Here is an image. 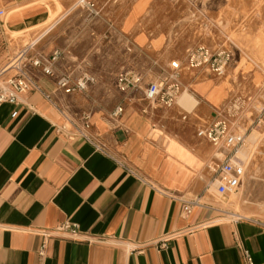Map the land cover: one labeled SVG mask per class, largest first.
Segmentation results:
<instances>
[{
  "label": "crops",
  "instance_id": "crops-1",
  "mask_svg": "<svg viewBox=\"0 0 264 264\" xmlns=\"http://www.w3.org/2000/svg\"><path fill=\"white\" fill-rule=\"evenodd\" d=\"M61 1L63 7L78 8L74 0ZM3 3L13 6L7 25L18 31L44 22L51 7L57 8L53 1L0 0V10ZM263 5L221 3L215 15L216 22L221 20L215 37L207 24L197 29L196 41L216 39L226 44L231 40L229 49L238 48L233 36L241 34L249 38L250 48L240 49L236 69L264 70L252 47L264 23ZM133 9L113 7L94 20L87 13L85 20L91 23L85 26V22L81 31L66 30L63 20L68 12L64 13L43 38L68 32L65 46L51 37L40 46L43 38L35 43L32 55L51 57L57 49L64 51L54 66L57 76L69 73L76 78L84 71L95 76L97 85H91V93L65 94L57 88L56 77L35 72L39 89L24 94L18 104L0 105V264H247L243 249L250 251L254 264H264V221L245 216L226 220L220 204L225 197L211 192L220 163L211 142L198 131L231 104L224 101L222 83L201 69L184 72L183 87L195 102L188 105L183 92L172 108H153L139 89H119L123 70L102 65L90 71L84 52L72 54L65 48L74 37L101 39L106 32L111 37L130 36L134 55L140 59L129 63V72L145 78L146 68L165 64L166 49L157 29H135L138 16ZM9 42L2 29L0 69L29 44L12 53L7 50ZM185 46L177 54L185 57ZM243 57L251 63L242 66ZM104 72L114 73V84L104 83ZM12 74L13 70L6 72L0 82ZM144 83L148 82L142 88ZM119 105L123 112L114 117ZM87 111L92 114L90 135L112 157L85 138L69 139L58 129L68 125L67 119L79 125ZM196 197L202 205L183 216L180 199ZM64 222L78 225L81 238L54 232ZM44 231L51 235L46 237ZM161 241L167 247H161Z\"/></svg>",
  "mask_w": 264,
  "mask_h": 264
},
{
  "label": "rangeland",
  "instance_id": "rangeland-1",
  "mask_svg": "<svg viewBox=\"0 0 264 264\" xmlns=\"http://www.w3.org/2000/svg\"><path fill=\"white\" fill-rule=\"evenodd\" d=\"M50 1L56 3L57 8L51 7L50 16L44 22L26 31H18L7 25L9 17L13 14H11L13 6H11L10 3H3L5 14L0 16V31L3 29L10 37V48L7 49L6 47L7 50L15 53L19 48L28 43L38 42L43 38L46 30L52 25V22L59 19L67 12L68 13L64 16L66 18L63 20V26L66 30L81 28V31L84 29L83 24L85 22V26L91 23L85 20L87 12L84 13L79 6L76 9L71 8L72 6L67 8L61 5V0H37L38 3H50ZM93 1L99 5L103 13L110 11L113 7H119V10H123L125 5H128L129 10L134 8L133 11L138 16L134 23L135 29L138 30L142 27L144 29L149 27L153 32L154 29H157L156 34L159 33L162 35V46L166 49L165 64L160 65L155 63L153 66L151 65L146 68L144 72H146L147 75L144 78V82L152 81L157 75L164 72L172 60L180 59L184 62L186 59V52L185 57L177 54L181 49V45L188 44V46H185L186 51L187 49L195 48L199 45H206L213 50L230 48L229 45L231 40L226 44H224V41L222 42L216 39L196 41L199 35L197 29H205L207 24L209 28L213 29L212 34L215 37V31L220 27L221 22V20L216 22L215 15L216 12L221 10V3H264V0ZM72 3H79V0H74ZM261 11L264 16V5ZM259 32L260 35L256 37L257 40H254L252 47H255V59L259 61V66L264 68V23L260 24ZM67 33L62 35L61 32H59L55 37H51V34H49L39 42V46L44 44L49 37H51L50 40H54L55 44L59 46L64 44L65 46V43L69 40V35ZM94 37L95 36L89 37L88 35L78 38L74 37L71 40V44L68 43L65 47L67 51L72 50V54L79 50L84 52V64L90 71H94L95 68H99L102 65H111L114 68L123 70V73H126L129 71V63L136 64L138 59H140L134 55L135 45H133L130 36L127 38L117 34L111 37V35L106 32L101 39H95L96 37ZM243 37L245 36L234 34L233 40L238 41V48L232 47L229 49L234 53V56L227 67L226 73L222 77H217L206 69L201 68V70L204 71V74L209 75L208 77L222 83L226 90L224 101L231 103L229 107L234 105L231 108V113L239 114V117L235 120L238 122L242 131H247L245 146L239 150L240 157L245 161V175L238 191L231 193L228 197L220 201L221 208L224 210V218L230 220L233 216L241 215L259 218L264 221V70L258 72H241L239 69H236L238 65V52L242 48H250L248 45V47L246 46L250 41L249 38L243 39ZM128 47L132 49L128 50ZM129 56L132 57L131 60ZM247 63H251V61L243 57L241 61L242 66L247 65ZM184 72L186 73L187 70ZM242 74L244 76H242ZM102 75L104 83L114 84L116 79L114 73L104 72ZM250 79H256L255 83L250 84ZM93 85L96 86L97 83ZM144 86L145 83L143 88ZM138 89L140 93H142V90L140 88ZM111 91L113 93L114 89ZM88 93H91V90L84 94ZM118 93L120 95V92ZM68 127L74 130L69 124ZM255 143L257 144L256 147H254ZM212 187L211 192L216 193L215 186L213 185ZM216 194L219 195L218 193Z\"/></svg>",
  "mask_w": 264,
  "mask_h": 264
},
{
  "label": "built area",
  "instance_id": "built-area-1",
  "mask_svg": "<svg viewBox=\"0 0 264 264\" xmlns=\"http://www.w3.org/2000/svg\"><path fill=\"white\" fill-rule=\"evenodd\" d=\"M78 6L87 11V18L90 20L102 17V9L93 0H79ZM4 14L5 11L0 10V16ZM112 28V24H109V31ZM34 46L35 43H30L23 47L10 59L5 67L0 69V78L6 72L13 70V74L8 79L0 82V105L4 103L18 104L24 94L32 89H39L35 72H41L49 77H56L57 88L65 94L86 93L90 90L91 85L97 83V78L86 71L76 78H73L69 73L57 76L54 66L62 58L64 51L57 49L51 57L32 55L31 51ZM131 49L128 47V50ZM232 58L233 53L229 49L213 50L206 45H199L187 49L184 62L180 59L172 60L168 68L155 79L149 81L144 88H142L144 76L129 71L120 75L118 87L123 92L129 91V88L134 90L140 88L144 100L150 107L172 108L177 103L178 97L185 92L181 81V75L184 71L203 68L217 77H222L226 73ZM233 106L219 110L216 113L215 120L210 125L201 127L198 131V135L206 137L215 149V158L220 164L216 171L217 176L212 180L211 185L215 186L216 192L222 197H228L231 193L238 191L246 168L245 161L239 155V150L247 140V131H242L238 122H236L235 119L239 117V114L231 113ZM122 112L123 106L119 105L113 112V116L118 117ZM16 114V111L13 112V116H16ZM91 117V112L87 111L82 114L79 125L67 119L68 124L74 130H71L66 124L58 129L67 133L69 139L85 138L97 150L109 155L105 145L89 133L92 126ZM180 200L183 216L190 215L195 207L202 205L198 197L181 198ZM233 217H236V219L245 218L241 215ZM54 232L67 233L73 239L81 238L78 225L70 222L59 224ZM44 235L46 237L50 236L51 232L44 231ZM161 247H167L165 241H161ZM40 254H44V247L41 248ZM243 254L247 264H254L248 249H243Z\"/></svg>",
  "mask_w": 264,
  "mask_h": 264
},
{
  "label": "bare ground",
  "instance_id": "bare-ground-1",
  "mask_svg": "<svg viewBox=\"0 0 264 264\" xmlns=\"http://www.w3.org/2000/svg\"><path fill=\"white\" fill-rule=\"evenodd\" d=\"M183 99L188 105L193 104L195 102V98L187 91L184 92ZM185 102H183V103H185Z\"/></svg>",
  "mask_w": 264,
  "mask_h": 264
}]
</instances>
